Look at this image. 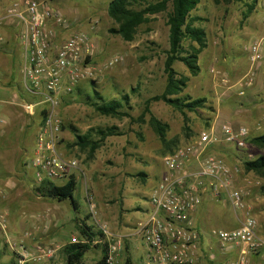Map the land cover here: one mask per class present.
<instances>
[{
	"label": "rangeland",
	"instance_id": "1",
	"mask_svg": "<svg viewBox=\"0 0 264 264\" xmlns=\"http://www.w3.org/2000/svg\"><path fill=\"white\" fill-rule=\"evenodd\" d=\"M109 1L52 2L70 18H76L87 25L93 24L98 46L95 54L86 60L92 69L91 72L83 78L77 86L78 89L69 95L61 96L55 111L60 121L59 151L63 156L79 159L83 171L82 174L75 172L77 185L73 192L74 198L79 201L83 197L87 202L88 194L95 204L98 221L106 222L114 233L131 234L137 221L146 218L144 209L137 211V205H147L152 186L151 176L155 170H158L159 174L163 171L162 157L171 153L170 150L196 139L201 131L210 127L217 112V99L223 100L224 91L230 93L227 86L231 84L232 79L243 73L246 54L244 46H250L253 42L244 39L246 21L241 20V12L244 9L242 1L216 5L212 0H200L192 12L204 17L200 25L207 31L208 45L199 57L201 71L189 78L185 93L192 97H205L206 102L205 106L197 111L187 112L190 131L188 134L183 131L184 121L178 110L161 100L150 104L152 112L169 124L167 137L178 139L176 144L166 148L148 122L140 123L130 118H136L140 114L145 99L160 93L164 88V50L168 48L166 15H153L148 23L139 26L136 38L128 42L108 30L114 26L106 10ZM9 2L10 0H0V10ZM252 16H261V20H264V0H258ZM2 31L10 34V37L6 45H0V186L6 190V196L0 199V209L7 211L8 225L14 233L12 237L19 241L15 249L21 244L31 252L36 249L39 242L37 238L40 236L37 231V223L40 222L37 211L50 210L52 215L64 224L58 231H55L53 226V233L60 235L54 245L57 249L38 264H66L62 247L70 241L84 239L77 230L76 219H86L94 230L98 228L88 205L83 209L78 205V211H75L68 199L58 202L38 195L35 190L37 186L32 181V172L27 166V161L33 153L35 135L40 124L39 109L42 105L33 114L25 111L24 96L28 97V94L20 84L17 41L11 26L2 25ZM113 55H117L118 61L108 64ZM174 67L179 73L189 74L181 62H175ZM215 76L222 77L224 85L216 84ZM95 92L102 100L97 98ZM124 94H127L128 101L124 103L123 109L129 112L130 117L119 119L100 114L92 104L119 99ZM228 97H233V94H228ZM255 97L256 99L252 96L246 97L250 100L249 105L258 110L254 113L255 124L245 125L250 133L246 139L247 144L237 147L221 139L220 128L226 124V118L223 116L216 121L215 126L220 139L209 145L206 153L219 157L226 164L230 183L241 189L245 207L257 219L258 234L264 238V179L252 171H245L242 165L243 160L253 159L262 153V150L248 142L249 137L264 133V95L260 96V99L256 95ZM239 123L233 127L237 128L241 125ZM112 125L117 126L121 134L106 137L92 158L89 159L86 152L79 151L73 145L76 133ZM93 137H97L95 131ZM192 166L196 167V163L192 162ZM213 199L219 205L218 200H223V196L213 195ZM228 207L232 213H236L230 205ZM256 213L261 215V222ZM50 229L51 227L45 233ZM40 238L45 241L44 235ZM204 238L213 241L208 244L212 245L217 260L207 259L203 264H218L225 257L219 249V241L210 230L204 233ZM129 240L132 253H138L144 258L146 245L141 237L132 235L130 239L127 238V242ZM105 241L103 238L102 242ZM11 249L0 232V264L13 263L14 254ZM100 257V247H93L85 252L83 262L94 264ZM121 264L130 263L123 257Z\"/></svg>",
	"mask_w": 264,
	"mask_h": 264
},
{
	"label": "built area",
	"instance_id": "2",
	"mask_svg": "<svg viewBox=\"0 0 264 264\" xmlns=\"http://www.w3.org/2000/svg\"><path fill=\"white\" fill-rule=\"evenodd\" d=\"M53 1L10 0L0 10V45H6L10 37L3 33L2 25L11 26L18 46L20 84L28 95L38 98L35 102L25 101L23 107L33 114L40 105L46 106L33 153L27 161L35 186L43 182L64 184L75 172H83L79 159L63 156L59 151L60 121L55 107L61 96L71 94L89 75L92 69L86 60L98 47L94 25L70 18ZM261 24L264 26V20ZM263 42L264 35L249 47L252 68L262 56ZM117 61V55H113L108 64ZM242 80L250 85L254 81L252 70ZM239 93H243L242 89ZM220 130L225 143L237 147L247 144L250 133L246 126L235 129L226 123ZM219 139L213 128L201 131L196 139L162 157L164 169L149 195L150 213L135 224L131 234L114 233L106 222L98 221L95 204L86 195L91 217L108 244V264L125 253L127 238L132 235L140 236L146 245L143 264H200L197 258L203 238L193 221V213L202 202L205 187L212 195L226 198L235 212L245 207L241 189L230 183L226 164L206 153V148ZM5 196L6 190L0 186V199ZM0 232L12 248V264L41 263L57 249L54 245H37L31 252L21 244L15 249L19 241L12 237L7 211L3 209H0ZM210 233L219 241L222 253L235 251V256L225 257L218 264H264V238L259 236L257 219L250 212L237 226L212 228Z\"/></svg>",
	"mask_w": 264,
	"mask_h": 264
},
{
	"label": "trees",
	"instance_id": "3",
	"mask_svg": "<svg viewBox=\"0 0 264 264\" xmlns=\"http://www.w3.org/2000/svg\"><path fill=\"white\" fill-rule=\"evenodd\" d=\"M236 1H242L244 5L241 20L248 18L256 10L258 3V0H212L216 5H228ZM199 3L200 0H110L107 3V14L114 24L108 29L109 32L128 42L136 38L141 24L148 23L155 14L165 13L168 26V48L164 50L163 61L165 84L160 93L145 99L143 109L136 118L130 117L129 112L123 109L124 103L128 101L127 94L119 99L92 103L96 111L119 119L130 117L140 123L148 122L163 147L170 148L169 146L176 144L175 142L178 139L167 137L169 124L158 118L150 109V104L153 101L161 100L182 114L183 131L186 134L190 132L187 125L189 120L187 112L197 111L199 108L204 107L206 102L205 97H192L185 93L190 76H196L201 71L199 57L208 45L207 31L200 25V21H203L204 17L192 12ZM12 32L14 33L13 28ZM175 62L183 63L189 74L179 73L174 67ZM95 94L98 99L102 100L97 92ZM24 98L28 102L38 101V98L31 95L24 96ZM41 107L39 109L40 123L46 115V106L42 105ZM147 114L148 118L146 119ZM94 131L97 134L96 138L93 137ZM118 134H121V132L118 131L115 125L105 128H91L84 133H76L73 145L79 151L86 152L87 157L90 159L106 137ZM248 142L262 150V153L253 159L243 160V168L245 171H252L258 177L264 179V133L249 137ZM179 147L170 150V152H174ZM139 174L142 175L143 173ZM76 185L77 179L73 174L64 184L56 185L43 182L35 190L38 195L55 199L58 202L68 199L72 208L78 211V202L73 196ZM76 226L79 234L84 239L70 241L62 247L66 264H85L83 262L84 254L93 247H100L101 251V257L94 264H108L106 261L108 244L106 241L102 242L103 233L100 230H94L86 222V219H76ZM94 240H96L95 243Z\"/></svg>",
	"mask_w": 264,
	"mask_h": 264
},
{
	"label": "crops",
	"instance_id": "4",
	"mask_svg": "<svg viewBox=\"0 0 264 264\" xmlns=\"http://www.w3.org/2000/svg\"><path fill=\"white\" fill-rule=\"evenodd\" d=\"M252 14L248 18L245 19L246 24H245L244 28L246 27V31H245L246 35H244V39H246V41L252 40L251 42H255L261 36L264 35V26H262V24H261V21H262L261 16H260V18H257V17L252 16ZM249 47L250 46H248V45H246V47L244 46V48L246 49V51H245L246 54H245V59H244L245 61H244V66H243L244 67L243 73L238 74L234 79H232L231 84H229L227 86L230 89V91H229L230 93H226L227 90H225L224 96L222 95L223 100H220V98L218 96L219 99H217V102H216L217 112H216L213 120L211 121L210 127L207 130H209L211 128L216 130V128H215V126H217L216 121L219 120L221 117L223 118V116H225L224 118H226V120H225L226 123L230 124L232 127L234 124H237V122H240L239 124H241V125H239V126H245L248 124L251 125L254 123V120H255L254 113L258 110H255L254 107H251L249 105L250 100H247L248 98H246V97L252 96L253 99H256V97H255V95H256V96H258V99H260V96L264 95V91H262V89H264V87H263L264 86L263 85V80H264V42H263L262 47H261L262 56H261L260 60L253 66V68L251 65ZM251 70H252V73L254 75V81L250 85H248V84L245 85V84H243L242 79ZM215 81H216V84L224 85V83L222 82V81H224V79L222 77H219V76L216 77L215 76ZM187 87H188V84H187ZM241 89L243 91L242 94L239 93V91H241ZM236 90H238V92ZM228 94H233V97H228ZM237 94H239V95H237ZM236 101H238V103H235ZM239 102H241V103H239ZM244 102L246 103L245 105H244ZM263 111H264V109H263ZM256 130H258V129H256ZM260 134H262V133H260ZM161 173L159 174V171L155 170V173H153V175L151 176L150 184L152 186H150L151 187L150 191L152 190L154 185L159 180ZM205 188L206 189L203 192L202 202L199 205L198 209L193 213V221H194L196 227L198 228V230L200 231L202 238H203L202 244L200 245L201 246V250H200L201 253H200L199 257L197 258L199 260L200 264L207 262V259H209V261H211V259L217 260L216 259L217 255L215 254V251L212 249V245L210 246L208 244V242L212 241V240L205 239L204 233L206 231H209L212 228L217 229L219 227L224 228L227 226L229 228L235 227L244 218L245 214L247 212H249L247 207H244L243 209H240L236 213H232V211L228 207V205H229V204H227L228 201L224 197H223V200H218L220 204L218 203L219 205H217L215 200L213 199V195L210 192V190L207 188V186ZM145 196L147 197L148 194H145ZM77 202H78L80 209L86 208V206L88 205V202H86V200H84L83 197L81 198V200H79ZM141 209H144L146 216L150 213L151 206H150L149 200L147 201V205H145L143 207H142V205H137V211L141 210ZM225 209H227V210H225ZM37 214H38L37 218L40 221L39 223H37V231L40 232V234L38 233L40 236H38V238H37L39 241V242H37V245H40V246H42V245H55L56 240L59 238L60 235H58L56 232L53 233V226L56 229L55 231H58L62 227V224H64V223L62 222V220L60 221V220L56 219V217H54V215H52V212L50 210H49V212H47V210H38ZM256 216L258 217V220L261 222V217H260L261 215L260 214L257 215V213H256ZM220 222H226L227 224L221 225V224H219ZM50 227H51L50 231L48 233H45V231L48 230V228H50ZM125 234H127V233H125ZM41 235H44L45 241L41 240V238H40ZM130 237H129V239H130ZM126 247L127 248H126L125 253L122 255H119L115 259L113 264H121L123 257H125L127 263L137 264L139 262V264L140 263L143 264L144 258L139 256L138 253H136V255L134 253H132L130 240H129V242L126 241ZM223 256H225V257L235 256V251L230 250V251L224 252Z\"/></svg>",
	"mask_w": 264,
	"mask_h": 264
}]
</instances>
